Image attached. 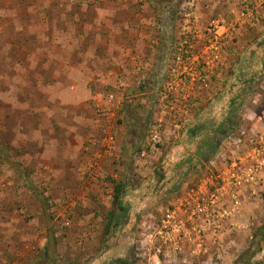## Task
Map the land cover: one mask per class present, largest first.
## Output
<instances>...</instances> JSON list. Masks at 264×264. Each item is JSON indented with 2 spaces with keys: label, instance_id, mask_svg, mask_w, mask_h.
I'll return each instance as SVG.
<instances>
[{
  "label": "rangeland",
  "instance_id": "obj_1",
  "mask_svg": "<svg viewBox=\"0 0 264 264\" xmlns=\"http://www.w3.org/2000/svg\"><path fill=\"white\" fill-rule=\"evenodd\" d=\"M24 1L26 8L15 5V0L0 1L10 3L9 13L0 17V44L28 40L33 44L32 59L37 58L35 48L46 44L40 56L45 63L53 62V68L54 55L61 48L57 46L53 57L45 51L58 38L50 31L59 10L57 0H44L48 9L41 13L42 21L38 8L37 19L25 15L28 6L40 0ZM136 1L139 42L131 51V61L118 68L110 59L104 69H93L89 83L100 94H92L91 106L79 105L72 119L62 115L61 123L76 130L65 137L66 151L58 154V164L48 156L35 159L33 153L39 149L31 146V151L18 139L21 131L15 134L16 127L29 122L30 116L13 106L18 94L26 96L25 103L51 106L49 94L55 93L45 94L37 82L28 83L21 93L19 75L7 64L15 53L24 61L23 49L28 46L20 45L21 50L14 52L13 47L0 45V222L13 220L18 229L8 238L0 234V264H146L147 259L148 264H264V167L253 180L242 176L237 188L230 185L221 195L218 192L219 213L225 210L226 215L197 229L199 233L191 231L190 241L178 242V249L161 243L158 260L151 247L145 259L137 251L151 232V223L167 209L192 195L209 196L208 191L230 177L228 171L240 158L250 164L264 160V0H194L188 35H180L182 0ZM95 2L99 1L83 4ZM83 4L74 0L72 5ZM30 24L36 29L46 26L43 37L28 33ZM165 29H170L167 36ZM160 36L173 44L186 41L191 52L208 63L205 84L198 80L200 68L194 62L195 72L189 78L195 81L171 84L179 93L171 92L175 100L155 94L170 80L158 77L160 65H152L158 53L150 45ZM211 46L219 48L213 62L207 58ZM76 53L80 59L84 55ZM136 57L141 64L133 63ZM125 69L133 72L130 102L114 110L106 104L102 112L96 100L112 92L117 78L112 72ZM50 75L41 73L42 86L48 89L58 86V78ZM183 90L190 94H182ZM182 108L189 109L188 117ZM43 113H36L38 125L33 126L44 136L50 127L58 131L61 115ZM38 131L32 132L33 138H38ZM107 135L113 138L109 146L104 143ZM119 182L126 184L122 201L127 211L120 226L106 235L103 229L112 209L113 186ZM53 183L56 187L51 189ZM62 186L69 190L67 195L63 189L58 191Z\"/></svg>",
  "mask_w": 264,
  "mask_h": 264
},
{
  "label": "crops",
  "instance_id": "obj_2",
  "mask_svg": "<svg viewBox=\"0 0 264 264\" xmlns=\"http://www.w3.org/2000/svg\"><path fill=\"white\" fill-rule=\"evenodd\" d=\"M75 1L81 2L82 4L85 1L87 3H92V0ZM30 2L32 1H29V3ZM39 2L34 3L32 7L28 6L29 9L27 12H25V15L28 13L30 19H37L34 14L35 8H38V12L40 14L38 20H43V17L41 16L42 12L43 15L44 13H47L46 11L48 7L45 6L44 0H40ZM13 3L17 6L22 5L26 8L24 0H15ZM65 3L66 0H57L59 10L55 12L57 17H52L53 23L50 24V27H52L50 31H52L55 35H58V38L53 39V41L48 46L50 47V50L46 48L45 51L47 55L53 57L57 46L58 50L61 48L58 55H54L55 62L53 64V68V62L47 61V63H45L40 56V51H44V47L42 46H46V44L42 45V43L40 47L35 48V54L37 56L35 59L30 58L31 53L29 50H33V44L28 43V40H22L19 38V42L0 44L2 46L4 45L6 48L13 47L14 52L15 50L19 49L20 45H23V47L24 45L28 46L26 47L28 50L23 49V51L26 53V59H24V61H21L15 53L10 57L9 64H7V66L9 65L13 68L14 72L12 73L15 75L18 73L19 75L20 79L18 83L21 93L25 92V87H29L27 85L28 83L36 82V87L39 86L38 89H42L45 94L46 92L49 93L50 91L55 93L52 95L49 94L48 99L53 103L51 106H40V104L36 106L32 103H25V101H22V99L26 98V96L22 94H18L16 98L14 96L16 102L13 104V106L21 112L23 111L24 115L30 116L29 122L23 124L22 126L16 127L19 129L15 130V134L17 131H21V135L18 139L21 138L24 141V145H28L31 151H33L31 146H34V150L39 149V151H35L33 153V157H35V159L40 157H44L45 159V156H48L52 158V161L54 160L56 164H58V154L63 156L64 152L66 151L67 145L64 141L65 137L68 138L67 135L69 132L71 134L72 132L74 133V130H76V128L71 127L72 125L66 126L67 124L61 123L63 120L62 115L66 118L72 119V116L78 113L79 105L88 102L90 103L88 105L91 106L92 94H100L98 91L99 88L95 86V84H92L91 86L89 83L90 75L93 72V69H96L97 67L104 69L106 63L111 61L110 59L114 60V63L111 61L113 66L117 65L118 68L120 66H125L130 62L129 59H126L125 62H121L120 57L124 51L131 54L132 49L134 50L135 45H137L139 42L137 41L136 37L137 30H135L136 20L138 19L135 6V3H137L136 0H101L91 5L83 4L81 7L77 8L74 7L75 5H72L74 0H70L69 4ZM7 5H10V3H0V17L3 19L6 17L7 13H9L8 11H10ZM160 16L162 17V15ZM45 19H47V16ZM26 29L31 31L28 33L41 35L43 37L46 26L44 28L36 29L32 24H30ZM169 30L170 29H165L166 32H164V35H169ZM164 40L165 39H161L160 36L161 42L158 39L156 43L160 46H164L166 42ZM150 47L153 49L155 44L150 45ZM20 50L21 49L18 51ZM79 51L84 52V55H82L81 59L77 57L76 52ZM70 52L73 53L69 56L68 53ZM32 60H35L36 62ZM151 61H153V59H151ZM41 67H46V70L42 71L41 69H38ZM43 72L51 73L50 76H52L51 78L54 80L55 78H58V86L49 87L50 89L42 86L44 80L41 79V73ZM100 72L102 73L103 70ZM115 73L118 74V72ZM61 83H64V85ZM41 112H44L43 114L51 113L54 116L57 114L61 115V120L58 123V131H54L53 129L49 130L52 128L50 127L47 130L46 136L39 133V127H34L33 124L38 123L35 115L36 113L39 114ZM33 131H38V138H33ZM46 137L47 141H44V138ZM78 138H81V136ZM12 141L11 143L13 144L14 141ZM10 146L14 147V145ZM58 146L62 148L58 150ZM40 148H43V150H40ZM46 164L49 165L48 163ZM41 165L40 167H44L42 163ZM45 180L47 181V178ZM54 183L51 184V186L49 185L51 189H53L54 186L56 187ZM59 189H63L66 194H62L65 195H67L69 192V190L64 186L58 188V191ZM0 234H3L6 238L10 237L11 234H18V229L16 225H14L13 220H11L10 223L9 221L0 222ZM4 236L2 237L4 238Z\"/></svg>",
  "mask_w": 264,
  "mask_h": 264
},
{
  "label": "built area",
  "instance_id": "obj_3",
  "mask_svg": "<svg viewBox=\"0 0 264 264\" xmlns=\"http://www.w3.org/2000/svg\"><path fill=\"white\" fill-rule=\"evenodd\" d=\"M180 2L181 4L179 5V9L181 10V15L184 18V24L183 26H181L182 32L180 35H188L189 33H191L189 24L192 17L191 9L194 5V0H182ZM190 48L191 46L188 45L186 41L178 44H173L166 41L164 46H160L157 43L155 44L154 50L158 53V56L156 59H154L152 65H160L158 66L160 69V73L158 74L159 77L170 78L169 82H167L166 88L164 87L161 92L158 91L155 92V94H161L163 99L167 98L168 96L171 99H174L172 94L179 93L177 92V89H175V85L171 84L177 83L176 85L178 86L180 83L181 85L185 86L189 80L195 81L194 78H189V76L194 74H191V72L194 71V62L198 63L197 70L200 68L198 70V80H201L202 83L205 84L207 77L205 76L204 72H207L206 65L208 63L199 60L198 53L191 52ZM218 56L219 48L211 46V53L207 56V58L213 62L218 58ZM126 59H129L131 61L129 53L123 54V56L121 57V62H125ZM138 62L139 64L142 63L140 57H136L133 61L134 64ZM125 66H127V64ZM132 73L133 72L131 70L128 71L126 69L118 74L112 72V74L117 77V81L116 79H114L113 81L115 84L112 85V92H108V95L104 100L102 99V97L99 101L96 100V102L98 103L97 105H99L102 112H105L107 110V108L105 109L106 104L111 107L110 109L114 110L116 108H119L122 103L126 104L130 102V98H128L127 94L131 92L132 86H130L129 83L130 77L133 75ZM107 80H109L108 77ZM115 94L120 95L118 98H116ZM182 94L190 93L183 90ZM171 110L174 109L172 108ZM182 110L183 114H186V117H188L189 109L182 108ZM172 115H175L174 111ZM185 120L186 119H184V121ZM112 141L113 138L111 135H107L104 139L105 145L107 142L108 146ZM262 152H264V148ZM240 159L241 160H239L238 163H234V167L231 168L232 171H228V173H230V177H228L227 180H222V182L224 183L222 186L219 185L212 191L209 189L210 191H208V193L206 192L209 196L201 198L199 196L192 195L189 198H185L178 204V206L173 209H167L159 219L154 220L151 223V226H149L151 232L148 235H145V240L141 243V248L137 250L139 252L138 256L142 259L148 257L151 247L155 250L153 257L158 260L157 255L161 252V243L166 246H172L173 250L178 249V242L182 243L186 240L190 241L191 231H196L199 233L201 230L197 229H202L206 225H214L218 217L222 218L224 215H226L227 212L225 210L220 212L221 214L219 213V209H222V207L219 208V206L217 205L218 200L220 199L217 193L219 192V194L221 195V191L230 185L237 188L243 180L242 176H246L250 180H253V176L256 175L257 172L262 169V167H264V160L259 161L258 159H256L255 163L252 162L250 164L247 163L246 159ZM207 188H205V190ZM48 202L53 206L52 201ZM166 256L167 254H163V257ZM148 261L149 260L147 259L146 264H148Z\"/></svg>",
  "mask_w": 264,
  "mask_h": 264
},
{
  "label": "trees",
  "instance_id": "obj_4",
  "mask_svg": "<svg viewBox=\"0 0 264 264\" xmlns=\"http://www.w3.org/2000/svg\"><path fill=\"white\" fill-rule=\"evenodd\" d=\"M125 191L126 184L124 182L114 184L112 191V209L107 214V220L103 229L106 235L111 234L113 229L120 226V221L127 211L122 201Z\"/></svg>",
  "mask_w": 264,
  "mask_h": 264
},
{
  "label": "clouds",
  "instance_id": "obj_5",
  "mask_svg": "<svg viewBox=\"0 0 264 264\" xmlns=\"http://www.w3.org/2000/svg\"><path fill=\"white\" fill-rule=\"evenodd\" d=\"M98 1H101V0H98Z\"/></svg>",
  "mask_w": 264,
  "mask_h": 264
}]
</instances>
